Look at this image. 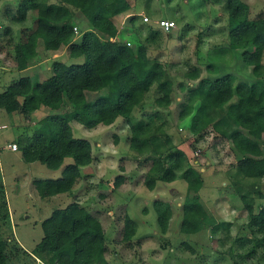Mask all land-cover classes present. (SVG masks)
Segmentation results:
<instances>
[{
	"label": "trees",
	"instance_id": "1",
	"mask_svg": "<svg viewBox=\"0 0 264 264\" xmlns=\"http://www.w3.org/2000/svg\"><path fill=\"white\" fill-rule=\"evenodd\" d=\"M212 1L225 3L233 18L227 45L242 50V58L251 66L255 79L236 81L230 72L219 73L216 62H207L206 76L201 75L199 67L191 68L188 78L197 81L190 84L187 101L178 112L181 120L189 117L188 131L196 141L206 138L210 129L229 140L236 154L235 173L256 178L252 187L245 182L236 184L248 216L245 232L232 237L233 223L217 219L205 206L199 193L204 184L202 171L189 161L188 152L177 148L169 130L173 92L170 74L157 56L146 54V45L135 49L119 31L116 16L123 12L128 13L127 27L136 29L139 16L130 10V0H20L16 8L3 7L0 22L8 24L3 25L0 37L8 36L9 46L15 43L12 25L25 22L33 12L32 23L20 28L14 49L24 47L30 56L36 55L42 39L45 49L66 46L71 59L83 60L66 63L54 59L52 74L43 80L20 77L0 92V109L21 112L28 119L37 110H51L39 117L32 135L20 134L16 138L25 161L62 168L59 177L34 180L41 197L72 191L83 176L82 168L94 160L91 141L75 136L71 121L92 128L113 124L123 117L130 128L129 146L140 156L139 162L151 160L147 175L158 176L165 166L164 180L171 182L179 176L187 182L180 233L186 237L199 234L203 231L199 224L211 219V230L217 234L222 231L221 245L227 240L233 242L220 251L233 255L235 264H264V192L259 183L264 177V15L250 18L249 6L242 0ZM79 13L89 27L75 41ZM149 29L150 36H154L155 30L151 26ZM14 53L11 54L19 68H27L28 58ZM153 88L156 96L152 109L136 116V109H144ZM114 140L118 141L117 133ZM196 145L197 142L194 149ZM126 178V174L116 175L113 187L123 184ZM156 180L148 176L145 182L153 189ZM244 185L250 190H245ZM256 195L263 200L259 205ZM154 208L161 231L167 232L173 215L171 203L157 199ZM50 214L42 221L44 233L40 241L32 251L23 248L9 232L10 211L0 168V264H8L21 252L45 264H112L106 257L107 235L102 222L85 205L75 200ZM136 231V220L126 214L122 240L130 241ZM182 244L195 252L188 240L183 239Z\"/></svg>",
	"mask_w": 264,
	"mask_h": 264
},
{
	"label": "rangeland",
	"instance_id": "2",
	"mask_svg": "<svg viewBox=\"0 0 264 264\" xmlns=\"http://www.w3.org/2000/svg\"><path fill=\"white\" fill-rule=\"evenodd\" d=\"M19 1L1 0L0 19L3 7L11 5L16 8ZM130 1L133 5L130 10L139 16L136 29L130 30L127 27L128 13L123 12L116 16L119 31L122 32L124 40H130L135 49L138 50L142 45H146V54L157 56L164 63L173 81L169 130L174 143L177 148L188 152L189 161L196 167L200 169L201 166H206V172L202 173L204 188L199 193L209 212H215L216 215L212 213L217 219L229 220L233 223L230 234L235 237L245 232L244 224L248 222L244 202L236 192V184L245 182L252 187L256 178H243L235 173L236 154L232 151L229 140L210 129L206 138L196 141L195 136L188 131L189 117L181 120L178 112L187 101L190 84L197 81L188 78L187 71L191 68L199 67L202 70L201 75L206 76L207 62H216L219 73L230 72L237 77L236 81L242 79L251 82L255 79L251 66L242 58V50L230 49L227 45L230 20L233 18L225 9L224 2L215 3L212 0ZM242 1L249 6L250 18L264 15V0ZM32 13L30 12L25 22L12 25L15 31V43L20 35V28L32 23ZM144 16H148L149 20L145 21ZM161 18L175 19L176 25L170 32L158 27L156 21ZM77 19L76 35H80L78 38L80 40L82 31L88 28L89 24L81 13L78 14ZM4 24L8 22H0V32ZM149 26L158 33L154 31V36H150ZM8 39V36L0 37V92L25 75L30 76L33 81L47 78L52 74V62L56 58L66 63L83 60V57L71 59L65 46L60 50L46 51L42 39L38 41L37 54L30 56L24 47L14 49L15 43L9 46ZM2 45L5 47L2 48ZM14 52L28 58L27 68H19L18 61L11 54ZM54 53L58 56H53ZM155 96L156 90L153 88L146 97L144 109H136V116L152 109ZM232 100H236V97ZM47 110L51 111L50 108L45 111L41 109L28 119L22 116L21 112L9 113L0 109V147L15 137L16 133L32 135L39 117L45 115ZM124 123L123 117H118L113 124L88 128L76 120L71 121L74 135L91 141L96 158L82 168L83 176L72 191L55 197H41L34 180L59 177L62 175V168L52 169L40 161H25L19 146L17 151L10 148L1 149L0 168L9 204L10 234H13L23 248L32 251L43 236L42 221L56 208L77 200L102 222L107 235L106 257L112 264H235L233 255L220 251L230 247L233 242L227 240L221 245L222 231L217 234L211 230V219L199 224L203 228L199 234L186 237L180 233L183 202L188 191L187 182L179 176L171 182L164 180L168 168L165 166L158 176L154 173L147 175L151 160L145 163L139 162L140 156L128 143L130 128ZM116 133L118 143L114 140ZM261 138L263 142L264 132ZM195 142H197L196 148H201L198 156L194 155ZM207 160L211 161L209 165ZM123 163L129 166L126 168V173H129L130 177L126 174L124 183L114 188L116 175L123 173ZM100 167L101 171H99ZM148 176L157 178L153 189H150L145 182ZM259 183L260 189L264 192V177L259 179ZM248 187L245 186V190H250V188L246 189ZM157 199L168 201L172 205L173 215L167 232L161 231L157 221V212L154 208ZM262 201L257 195L255 196L256 205ZM126 214L136 220L137 227L135 236L128 242L122 240ZM183 239L188 240L189 244L195 247V252L182 244ZM8 264L45 263L40 260L35 261L30 255L21 252ZM245 264L258 263L253 261Z\"/></svg>",
	"mask_w": 264,
	"mask_h": 264
},
{
	"label": "crops",
	"instance_id": "3",
	"mask_svg": "<svg viewBox=\"0 0 264 264\" xmlns=\"http://www.w3.org/2000/svg\"><path fill=\"white\" fill-rule=\"evenodd\" d=\"M80 37V35L78 34V35H76L75 36V38H74V40L76 41V40H78V38ZM66 47V46H65ZM60 50V49H59ZM46 51H51V50H46ZM56 52V51H55ZM53 56H58L57 55V53H54L53 54ZM57 59V58H56ZM39 62H43V61H39ZM41 110V109H40ZM40 110H37V111H35L33 114H32V116H34V115H36V113L38 112V111H40ZM115 123V122H114ZM99 125H101V124H99ZM121 127H124V126H121ZM95 128H97V127H95ZM20 135V133H16V136L15 137H13L10 141H6L5 143H4V145H3V147H0V150L1 149H3V150H5L6 148H10V149H12L11 148V143H13L14 141H16V138L18 137ZM119 141V140H118ZM118 141L116 142V143H118ZM129 143V142H128ZM13 150V149H12ZM13 151H17V150H13ZM94 158H96V156L94 155ZM96 161H97V159H96ZM207 162V164L209 165L210 163H211V161L210 160H207L206 161ZM97 165H98V163H97ZM123 168H122V172L123 173H120V174H127L128 175V177H130V174L129 173H126L127 171V167H129L127 164H124L123 163ZM200 169H201V171H202V173H205L206 172V166H201L200 167ZM102 169H101V167L99 168V171H101ZM204 177V176H203ZM225 183V182H224ZM226 184V183H225ZM204 188V184H203V186L201 187V189H203ZM200 189V190H201ZM200 192V191H199ZM7 193V192H6ZM57 195H60V194H57ZM57 195H54L53 197H55V196H57ZM201 195V194H200ZM202 196V195H201ZM212 209H215V208H212ZM213 212V211H212ZM215 215H216V213L215 212H213ZM21 245V244H20ZM22 246V245H21ZM27 250V249H26ZM38 261H39V259H38Z\"/></svg>",
	"mask_w": 264,
	"mask_h": 264
},
{
	"label": "built area",
	"instance_id": "4",
	"mask_svg": "<svg viewBox=\"0 0 264 264\" xmlns=\"http://www.w3.org/2000/svg\"><path fill=\"white\" fill-rule=\"evenodd\" d=\"M143 19L145 21H148L149 17L148 16H144ZM156 22L158 23V27L161 28L162 30L166 31V32H169L171 30V28L176 25V21L173 18L172 19H170V18H161V19L157 20ZM75 29H77V27H75ZM11 148L13 150H17L18 144H17L16 141L11 143ZM200 152H201V148L197 147L195 149L194 155L198 156L200 154Z\"/></svg>",
	"mask_w": 264,
	"mask_h": 264
}]
</instances>
